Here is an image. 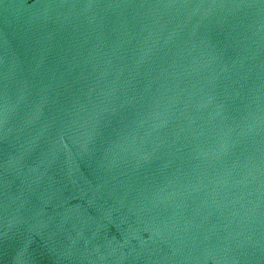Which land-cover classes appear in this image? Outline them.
<instances>
[{"label":"water","instance_id":"1","mask_svg":"<svg viewBox=\"0 0 264 264\" xmlns=\"http://www.w3.org/2000/svg\"><path fill=\"white\" fill-rule=\"evenodd\" d=\"M0 264H264V0H0Z\"/></svg>","mask_w":264,"mask_h":264}]
</instances>
